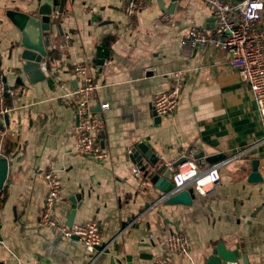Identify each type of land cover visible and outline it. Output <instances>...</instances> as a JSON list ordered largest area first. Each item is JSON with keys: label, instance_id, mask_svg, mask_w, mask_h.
<instances>
[{"label": "crops", "instance_id": "1", "mask_svg": "<svg viewBox=\"0 0 264 264\" xmlns=\"http://www.w3.org/2000/svg\"><path fill=\"white\" fill-rule=\"evenodd\" d=\"M36 3L0 0V71L8 88L25 90L7 96L11 111L0 119V130L8 132L0 135V158L9 162L0 193V264H152L165 257L174 264H212L221 243L237 259L222 264H264V145L233 160L264 136L257 105L227 52L182 45L194 26L214 33L207 6L201 0L176 6L150 0L147 10L129 17L125 0H64L52 28V61L44 62L46 80L32 83L22 69L20 36L6 13ZM80 64L102 86L93 109L102 118L95 138L108 155L104 164L74 152V93L81 86L74 68ZM178 72V110L158 118L154 98L175 85ZM101 104L109 110L101 111ZM141 143L166 166L193 149L202 169L212 166L208 160L214 156L232 160L220 169L221 183L212 194L195 193L192 206L168 205L131 155ZM256 161L263 181L252 183L248 170ZM49 171L61 185L58 221L100 224L105 249L93 263L82 244L39 226L48 194L43 173ZM177 231L190 240L188 257L168 251L167 239Z\"/></svg>", "mask_w": 264, "mask_h": 264}, {"label": "built area", "instance_id": "2", "mask_svg": "<svg viewBox=\"0 0 264 264\" xmlns=\"http://www.w3.org/2000/svg\"><path fill=\"white\" fill-rule=\"evenodd\" d=\"M201 1L211 13L214 33L209 34L206 28L194 26L183 38L182 45L196 52L213 46L230 55L231 67L239 73L241 80L248 85L252 93L264 132V0H243L233 5L225 0ZM149 6L150 0H125V11L129 17L147 10ZM67 38L69 39V36ZM47 69L48 63H43V70L47 71ZM182 74L183 72L175 74V85L169 91L155 96L153 110L156 117H170L177 112L182 92L180 85ZM74 75L81 82V86L74 93L78 116V125L74 130L75 155L104 164L107 162L108 155L98 139L95 138L102 118L93 109V98L102 86L89 75V68L86 65H77L74 68ZM24 94L23 88H8L4 75L0 71V119L6 117L11 111L6 104L7 96L20 97ZM109 108V104L100 106L103 112ZM7 133L6 130H0L2 137ZM261 145H264V136L260 141L236 154L233 160L248 154ZM196 155L197 151L193 149L181 161L167 166L173 172V189L163 199L175 196L190 188L203 197L209 196L215 191L221 183L220 169L232 159L229 158L202 169L196 161ZM136 175L140 177L141 173L137 171ZM43 178L47 182L48 194L39 222L40 228L51 229L64 241L82 244L93 263L105 249L98 250L103 246L100 224L97 221L72 226L60 223L55 215V206L61 193L58 175L55 171H49L43 173ZM167 248L171 254L188 257L191 243L184 233L177 231L167 239ZM152 264L174 263L165 257L157 259Z\"/></svg>", "mask_w": 264, "mask_h": 264}, {"label": "water", "instance_id": "3", "mask_svg": "<svg viewBox=\"0 0 264 264\" xmlns=\"http://www.w3.org/2000/svg\"><path fill=\"white\" fill-rule=\"evenodd\" d=\"M180 0H172L174 6ZM64 0H37L35 5L26 6L23 9L12 8L7 11L6 17L13 24L20 36L19 48L21 49L22 69L32 83H39L46 80L43 70V63L52 61L50 58L52 28L57 25L58 15L63 14ZM62 34L60 26H57ZM103 61L100 62L102 64ZM8 87V86H7ZM8 117L6 116V119ZM131 155L140 165L142 172L159 188L166 197L173 189V172L154 155L153 151L144 143L135 145ZM203 157V155H202ZM221 156H214L208 160L212 165L220 162ZM222 161V160H221ZM260 163L254 162L248 170L250 173L249 182L259 183L263 179L259 174ZM9 173V162L0 158V193L4 190ZM81 201V197H76ZM196 199L195 191L187 189L181 193L167 197L168 205L192 206ZM74 214V213H73ZM73 224V221L71 222ZM104 246L98 250L102 251ZM130 260V258H129ZM212 264L236 263L237 259L233 252L226 249L221 243L213 252L209 260Z\"/></svg>", "mask_w": 264, "mask_h": 264}, {"label": "trees", "instance_id": "4", "mask_svg": "<svg viewBox=\"0 0 264 264\" xmlns=\"http://www.w3.org/2000/svg\"><path fill=\"white\" fill-rule=\"evenodd\" d=\"M263 18H264V12H263Z\"/></svg>", "mask_w": 264, "mask_h": 264}]
</instances>
